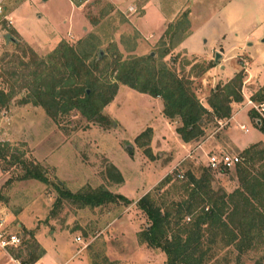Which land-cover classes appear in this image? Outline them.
Segmentation results:
<instances>
[{"label": "rangeland", "instance_id": "obj_1", "mask_svg": "<svg viewBox=\"0 0 264 264\" xmlns=\"http://www.w3.org/2000/svg\"><path fill=\"white\" fill-rule=\"evenodd\" d=\"M9 1L7 8L0 4V240L15 235L19 245L0 248V264H30L29 255L39 256L32 263L36 264L44 250L43 264H165L164 254L141 240L148 224L135 204L80 206L60 197L53 184L61 183L70 194L104 189L115 195L120 185L108 178L112 165L125 182L118 193L134 200L150 188L147 193L153 203L170 216L171 233L177 217L181 218L179 225L195 219L203 207L200 200L211 197L216 203L226 202V195L238 186L235 172L209 171L206 155L218 152L210 148L205 150V157L200 152L187 157L190 148L183 147L169 127H177L179 122L167 121V126L156 119L159 99L117 84L113 99L100 110L106 122H87L76 111L52 120L40 106L42 99L35 96L34 78L45 74L48 62L54 65L47 57L61 43L74 49L86 64L97 63L94 75L102 83L113 82L111 69L116 62L150 56L149 66L162 64L189 80L195 98L207 107L212 91L220 89L218 86L227 79H216L219 71L206 77L208 67H213V57L207 63L193 58L218 43L227 27H234L238 36L249 34L256 40L264 34V24L259 25L264 16L250 8V0H206L207 6L194 15L185 9L175 18L181 3L194 0H172L167 14L155 17L143 14L146 10L139 13L135 5L116 7L108 0H68L72 6L67 0ZM136 18L142 35L135 29ZM160 22L164 30L151 43L148 35ZM256 26L260 28L253 31ZM191 31L194 37L181 45L183 36ZM247 60L244 55L237 56L236 64L246 68ZM242 70L239 105L246 106L253 117L251 125L257 128L256 117L245 101H252L264 86V77L258 74L250 85H243L246 74ZM231 75L227 65L220 77ZM201 128L206 137H214L224 147L221 153L241 158V151L226 143L223 123L217 125L203 117ZM248 131L244 135L247 141L254 134L251 126ZM263 149L264 144L257 150ZM21 163L38 166L48 183L21 180ZM262 163L255 164L254 169L259 172ZM190 178L200 180L197 198L191 197ZM190 203L194 207L186 216L185 208ZM224 216L222 221H226ZM227 241L228 234L221 229H203L202 264H264V246L255 244L239 252Z\"/></svg>", "mask_w": 264, "mask_h": 264}, {"label": "trees", "instance_id": "obj_2", "mask_svg": "<svg viewBox=\"0 0 264 264\" xmlns=\"http://www.w3.org/2000/svg\"><path fill=\"white\" fill-rule=\"evenodd\" d=\"M47 58L55 66H49L48 62L45 74H41L43 77L39 75L34 78L37 82L35 96L42 99L40 106L52 120L76 111L87 122H106L100 110L111 102L119 84L151 98H158L162 104V117L170 123L176 119L179 126L175 127V134L183 143H189L206 137L201 128L203 117L211 118L219 125L230 117L231 105L242 101L241 71L218 86L220 89L213 90L206 102L207 107H204L195 98L189 80L178 77L162 64L158 67L149 66L152 61L150 56L116 62L111 69V73H114L113 82L105 83L94 75L98 69L97 63L86 64L74 49L64 43L59 44ZM58 63L59 66H56ZM253 97H250L253 102H263L264 86ZM2 104L0 94V106ZM249 117L253 118L250 114ZM255 125L264 136V124ZM259 145L262 144H254L241 151L240 162L233 170L238 186L226 195V202L216 203L211 197L200 200L203 207L195 219L179 225L181 218L177 217L174 232L170 233L168 212L157 207L148 193L135 202V208L144 215L148 224L141 232V240L147 247L163 253L165 264H202L205 256L201 251L203 229H221L226 232L227 244L234 243L239 252L255 244L264 246V164L258 166L259 172L254 169L255 164L264 161V149L257 150ZM21 165L24 168L21 180L48 183L38 166ZM108 178L116 185L122 184L120 174L112 165L108 169ZM189 181L191 195H194L191 197L197 198L200 180L190 178ZM204 182L202 180L203 185ZM53 189L60 197L77 202L80 206L92 208L117 202L130 204L123 196L110 194L104 189L70 194L59 182L53 184ZM193 207V203L186 205V216L192 213ZM222 216L226 221L221 220ZM38 258L29 255V263H34Z\"/></svg>", "mask_w": 264, "mask_h": 264}, {"label": "crops", "instance_id": "obj_3", "mask_svg": "<svg viewBox=\"0 0 264 264\" xmlns=\"http://www.w3.org/2000/svg\"><path fill=\"white\" fill-rule=\"evenodd\" d=\"M8 1L9 0H0V4L3 5V7L7 8L6 7L7 4H8V7L10 6V1L9 2ZM108 1L111 4L115 5L116 7H123V8L125 7L126 8V7H131L132 5H135L136 7H138L139 13L140 12L142 13L143 10H146V13H143V14H148V15H151L152 17L159 16V15L161 16L162 14H167L166 10L168 9V5H169L168 3L170 1L172 2V0H154L155 1V4H154L152 2V0H108ZM162 1H165V2H162ZM250 2H251L249 4L250 8L252 10H254L255 12H257V14H262L264 16V0H260V1L250 0ZM69 4H70V6H72L70 2H69ZM162 5H164V6H162ZM205 5L207 6L206 0H204V1L203 0H194V1H192V3L184 1L183 4L181 3V5L179 6V10L176 13H174L175 14L174 18L185 9L188 10V13L190 14V16H192V15H194V13L197 10L203 9L202 7ZM223 5L225 6V4H223ZM155 9H162V10L159 12L158 11L154 12ZM152 10H153V12H152ZM8 14H10V13L8 12ZM173 19L169 22H166V23L170 24L173 21ZM136 21H137V18L134 22L135 29L137 31H139V33H140L141 29H140L139 25L136 23ZM190 24H191V22H190ZM263 24H264V17H261L259 25H263ZM161 26H165V25H163V23L160 22V26L157 27L156 31H153L152 33H150V35H148V36H151V38H150L151 43H154L155 39L159 36L161 31L164 30V27H161ZM190 26L188 28V32L190 30ZM259 28H260L259 26H256L253 29V31H257ZM226 30L227 31L225 33H222L221 35H219L220 37L217 41L218 43H216L214 45L213 44L209 45L207 48H205V50L203 51V54L200 57H196V58L194 57L193 58L196 61L207 63V62L211 61V57L214 58L215 53L219 54V56H220V58L218 59L219 61H217L216 63L214 61H212L213 67H211L210 69L207 70L206 77L208 75H211V76H213V74L216 75V73L219 71L220 73L217 74L216 79H222V80L227 79L228 80L235 73L240 72L241 69H243L242 70L243 73L246 74L243 85H250L249 83L253 80H256L255 78H257L259 76L258 74H262V78H263L264 77V44L261 43V39L264 37V34L261 36H258L256 38V40H252V39H250L249 34H245L243 36H238V34L233 31V30H235L234 27H231V28L227 27ZM188 32L183 36L184 41L181 45H184L185 42L189 41L190 39H192L194 37V34L192 31L190 34ZM252 33H250V34H252ZM232 34H234V38L231 39L230 37L232 36ZM140 35H142V34L140 33ZM213 36L214 35H210L209 37H213ZM204 43H207V42L204 41ZM241 55H244L248 58V60L244 63L246 68H241L236 64L237 56H241ZM252 56H253V58H252ZM218 62H219V64H218ZM227 65L229 66L230 72L232 75L230 78L223 79L222 77H220V74L225 69V67ZM251 77H252V80H251ZM254 86H256V85L254 84ZM154 100L157 101L158 98H155ZM239 104H236V105L232 104L231 105L230 117L223 122L225 129L222 131V133H223L224 139H225L226 143H228V145H230L234 149H237L238 151H243L251 145H254L257 143L264 144V136L256 128H254L251 125V119H250L249 114L247 112L246 106L241 107L242 105H239ZM161 110H162V104L160 106L159 112H157V114H156V119H160L159 120L160 125H164V123H165V125L169 126L167 120L162 117ZM230 124H233L234 127L231 128ZM240 126L244 127V129H245L244 132L239 129ZM248 126H251V128H253V131H254L253 132L254 134L251 136L252 139L249 141H247L244 138V135L249 134ZM169 127L173 128V130L175 129V127H172V126H169ZM235 131H238L243 136H237V134L234 133ZM152 132L154 135L156 134V131L154 129L152 130ZM181 144L183 145V147L190 148V151H189L188 156H187L189 158L192 157V156H190V154L194 155V154L199 153V152L202 153V155L204 154L203 156L205 157V150L208 148H210L211 150H214V151H218V152H221L224 149V147L221 144L217 143L215 141L214 137H212V136H207L204 140H201L199 142H193V144L191 142L190 143H182L181 142ZM124 183H125L124 179L122 178V184H120V187L115 192V194L121 195L118 192ZM149 189L150 188H148L147 190L145 189L134 200L128 199L123 195H121V196L126 198V200H128L130 202V205H134L135 202L139 198H141L143 195H145L149 191ZM45 252L46 251L44 250V255L38 260V262H36V264H43L42 261L46 256ZM59 255H61V254H59ZM59 259H61L60 256H59Z\"/></svg>", "mask_w": 264, "mask_h": 264}, {"label": "built area", "instance_id": "obj_4", "mask_svg": "<svg viewBox=\"0 0 264 264\" xmlns=\"http://www.w3.org/2000/svg\"><path fill=\"white\" fill-rule=\"evenodd\" d=\"M245 104L249 107L250 111L255 114L257 124H264V101L256 103L247 99ZM241 131H245L244 127L240 126ZM240 162V158L225 153H217L206 155V168L211 172H221L234 170L235 166ZM1 238V236H0ZM79 241V239H77ZM19 239L15 235H8L6 238L0 240V248L17 247Z\"/></svg>", "mask_w": 264, "mask_h": 264}, {"label": "water", "instance_id": "obj_5", "mask_svg": "<svg viewBox=\"0 0 264 264\" xmlns=\"http://www.w3.org/2000/svg\"><path fill=\"white\" fill-rule=\"evenodd\" d=\"M4 38H6V36ZM261 43L264 44V38H262ZM219 58H220L219 54L218 53H215L214 58H213V61L216 63Z\"/></svg>", "mask_w": 264, "mask_h": 264}]
</instances>
